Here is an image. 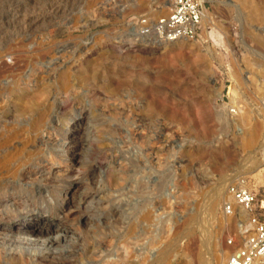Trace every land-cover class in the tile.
<instances>
[{"label":"rangeland","instance_id":"obj_1","mask_svg":"<svg viewBox=\"0 0 264 264\" xmlns=\"http://www.w3.org/2000/svg\"><path fill=\"white\" fill-rule=\"evenodd\" d=\"M166 5L0 0L17 20H0V191L12 183L23 205L47 184L35 202L48 210L75 178L67 197L86 198L62 223L88 248L97 239L92 264H157L165 251L160 264H225L245 218L226 214L227 188L264 200V0H204L195 40L130 42L127 26ZM78 120L95 151L77 162Z\"/></svg>","mask_w":264,"mask_h":264},{"label":"bare ground","instance_id":"obj_2","mask_svg":"<svg viewBox=\"0 0 264 264\" xmlns=\"http://www.w3.org/2000/svg\"><path fill=\"white\" fill-rule=\"evenodd\" d=\"M202 1H204V0H202ZM166 7L170 8L168 3L166 5ZM23 15L24 16H21V18L18 20V25L23 24V22L25 21L26 15L25 14H23ZM206 17L207 16L204 13V19H206ZM10 18H13V20L15 21V15L14 14L13 15L10 14L9 16H4V15L0 14V20L4 21V19L9 20ZM205 35L207 36V34H205ZM184 40H186V39L180 40V41L175 42V43H170L169 45H174V44L180 43ZM161 44H163V43H160V45ZM165 45H167V44H165ZM80 125L81 124L78 120L74 124V126L71 127V139H70V142L67 144V146H69L70 160L73 159V160L79 161L80 160L79 158H80V156H82L83 152H86V153L88 152L90 155H92V154H94V151H95V147L93 145L94 142H92V140H90L88 132L82 133ZM0 137H1V135H0ZM255 138H256V135H252L250 137L248 143L253 142L255 140ZM39 145H37V146H39ZM64 145H66V142L63 143V146ZM35 149L37 150V148H35ZM32 161H34V160H32ZM253 166H255V165H253ZM251 168H253V167H251ZM255 170H256V168H255ZM25 172L23 170V175L30 173V172H28V173H25ZM46 172H47V170H46ZM252 172H253V169L247 170V173H249V174ZM43 174H45L44 171L35 173L34 175H39L37 177H41ZM47 175H48V173H46V176ZM66 176L68 177L69 174H67ZM16 177H19V176H16ZM65 179H67V178H65ZM74 179L68 180L67 184L66 183L61 184V186H60L61 191H59L61 197L59 200L58 199L54 200V203L50 204L48 210H45L44 207L42 208L41 206H39L35 202V201H37V199H36V197H38L37 194H48L49 193L48 188L46 186L47 184L45 186L39 185V184L38 185L32 184L31 188L33 191L32 192L30 191L31 195H29L27 193L29 196L25 193L26 194V196H25V203L26 204H23V205H21L17 202V200L19 198H21L22 195L17 194L18 192L15 191L14 186H11L12 183L10 181H9V183H11V184H9L8 186H5V188L3 187L4 190L0 191V264H92L93 262H95V259L97 258V239H95L94 241H92L94 238L91 239V242H92L91 246L92 247L89 246V248H88V247H86V245L82 244L83 242L79 243L80 240L78 237H79L80 233L78 234L76 232V229H73L72 227H66L63 224L64 222L62 223L63 220L65 221L67 216H69L72 212H74L76 209H78V208H76L77 207L76 205H79V202L82 200L84 201V199L86 198L85 195H83V196L79 195L78 196V194H79L78 192H77L78 193L77 196H75L74 193H72V195L70 197H67V192L69 190H71L72 187L75 186V184H76L75 182H77ZM78 180H80V179H78ZM42 181H43V179H42ZM50 185H52V184H50ZM37 189H38V192L35 193ZM16 190H17V188H16ZM24 190L28 192L29 189L26 188ZM75 192H76V190H75ZM85 194H87V193H85ZM228 199H229V197H228ZM31 200H32V202H31ZM85 201H87V199ZM230 201L231 200H229V202ZM38 203H39V201H38ZM12 208H13V210H10ZM78 210H80V209H78ZM91 211H93V210H91ZM87 212L90 213V211H87ZM75 214H77V213H75ZM68 219L69 218H67V220ZM92 221H94V220H92ZM17 222H20V223L16 224V226H18V227L15 228L14 224ZM85 223H86V225L88 224V222H85ZM92 224H94V222H92ZM92 224L90 223V224H88V226L92 227ZM75 226H77V225H75ZM76 228H78V227H76ZM82 236H84V235H82ZM159 256H160V258H158L157 264L158 263L160 264L163 261L164 257H166V251L164 253L161 252L159 254ZM96 261H97V259H96Z\"/></svg>","mask_w":264,"mask_h":264},{"label":"built area","instance_id":"obj_3","mask_svg":"<svg viewBox=\"0 0 264 264\" xmlns=\"http://www.w3.org/2000/svg\"><path fill=\"white\" fill-rule=\"evenodd\" d=\"M167 14L154 21L134 20L126 28L129 41L137 43L170 44L180 40H195L204 18L202 0H166ZM128 46V45H127ZM130 47V46H129ZM231 200L225 205L226 214H232L236 207L241 215L237 233L229 238L227 246L234 250L225 264H264V200H259L255 191L242 183L227 188Z\"/></svg>","mask_w":264,"mask_h":264}]
</instances>
